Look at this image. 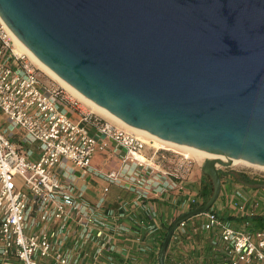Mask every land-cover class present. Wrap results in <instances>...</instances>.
<instances>
[{"label":"water","instance_id":"1","mask_svg":"<svg viewBox=\"0 0 264 264\" xmlns=\"http://www.w3.org/2000/svg\"><path fill=\"white\" fill-rule=\"evenodd\" d=\"M0 15L55 74L125 122L264 165V0H0ZM217 162L207 200L222 190Z\"/></svg>","mask_w":264,"mask_h":264},{"label":"built area","instance_id":"2","mask_svg":"<svg viewBox=\"0 0 264 264\" xmlns=\"http://www.w3.org/2000/svg\"><path fill=\"white\" fill-rule=\"evenodd\" d=\"M68 100L64 87L44 80L28 54L16 51L0 19V264H122L117 254L127 252L124 237L132 230L126 220L150 232L159 227L134 218L133 210L146 208L152 195L186 190L182 179L198 163L183 151L150 146L146 137L98 112L89 110L75 119ZM149 147L151 155L145 152ZM108 149L120 164L94 166L95 154ZM76 167L106 181L97 200L85 195ZM112 183L133 190L134 198L109 204ZM234 194L242 222L236 224L211 207L203 212V228L220 232L225 252L220 264H264V227L251 221L264 215V193L253 201L244 189ZM199 201L196 194L172 198L184 211ZM186 228L187 219L173 235ZM135 240L138 252L150 249L140 233Z\"/></svg>","mask_w":264,"mask_h":264},{"label":"crops","instance_id":"3","mask_svg":"<svg viewBox=\"0 0 264 264\" xmlns=\"http://www.w3.org/2000/svg\"><path fill=\"white\" fill-rule=\"evenodd\" d=\"M68 98L69 109L75 119H80L83 113L89 111L84 108L80 102L75 105V98L69 95ZM93 110L97 111L95 109ZM97 112L112 120L111 117L104 113ZM91 132L97 133L95 128H91ZM145 152L147 155H151L152 149L146 148ZM92 163L94 166L109 169L118 166L120 164V158L117 154H114L111 149H108L97 152L93 157ZM200 166V164L195 163L194 171L191 175L182 179V183L187 186V189L183 192L179 194L171 192L159 196L152 195V197L147 200L148 205L146 208L137 207L133 210L135 213L134 218H145L147 221L155 222L159 227L156 231L150 232L146 227L138 224L136 221H131V219L126 220V222L132 226V230L124 237V242L128 247L127 252H118L117 254L118 260L122 264H160L159 254L161 244L165 238L164 236L174 217L184 212L186 209L174 206L172 198L176 197L179 200V198H183L184 196L196 194V196L202 200V190L208 189L209 185L212 184L210 176L206 174ZM75 172L77 175V182L79 184H86L85 195L93 201L97 200L106 183L104 178L94 172L84 173L80 167H76ZM223 174L222 190L213 207L225 217L228 218L231 216L229 218L233 220L234 223L240 224L242 222V219H240L241 214L236 209L233 202V199L236 198L234 190L237 188L244 189L245 193L252 201L262 193L254 185L238 181L231 174L226 177V172ZM109 195L108 203L116 204L120 199L132 200L135 196V192L117 183H112ZM204 218L205 215L203 213L188 218L186 231L179 235L175 234L172 236L166 251L165 264H172L173 261H177L179 264H220L225 260V252L223 241L220 238V232L219 230L204 229ZM137 233H140L142 236L143 243L150 246L147 252H138V243L135 240Z\"/></svg>","mask_w":264,"mask_h":264},{"label":"bare ground","instance_id":"4","mask_svg":"<svg viewBox=\"0 0 264 264\" xmlns=\"http://www.w3.org/2000/svg\"><path fill=\"white\" fill-rule=\"evenodd\" d=\"M0 19L3 20V18L0 15ZM3 22L6 24V26L8 27V30L10 32V35L12 36L13 40H14V45H15V49L18 52H25L28 54V56H30L31 59H33L36 63L39 64V66H41V68H43L44 70H46L49 74H51L53 77H55L56 79H58L68 90H70L72 93H74L75 95H77L79 98H81L82 100H84L85 102H87L90 106H92L95 110L104 113L105 115L111 117L113 120L116 121V123L118 122V124H121L122 126L131 129L135 132H137L138 134L146 137L147 139H153L156 143L154 145H157V147H164V148H168V149H174V148H179L178 150L181 149V151L183 150V152H185L188 156H192L194 158L197 159V161L199 162V164L203 163V161L207 158H221L225 161H227L230 165L232 163H238V164H245V165H251V166H259L261 168H264V165L261 164H257L248 160H244V159H240V158H231L227 155L224 154H220V153H216V152H211L205 149H202L200 147L191 145V144H187V143H180L177 141H173L170 139H166V138H162L150 131H145L142 130L136 126H133L127 122H125L124 120H122L121 118H119L118 116H116L114 113H112L111 111L105 109L104 107L100 106L99 104H97L96 102H94L93 100H91L90 98L86 97L85 95H83L82 93H80L79 91H77L72 85H70L69 83H67L65 80H63L62 78H60L57 74H55L44 62H42L18 37L17 35L10 29V27L7 25V23L3 20ZM141 157H143V155H140ZM217 164H221L220 162H217Z\"/></svg>","mask_w":264,"mask_h":264},{"label":"rangeland","instance_id":"5","mask_svg":"<svg viewBox=\"0 0 264 264\" xmlns=\"http://www.w3.org/2000/svg\"><path fill=\"white\" fill-rule=\"evenodd\" d=\"M30 58V56H29ZM30 60H32L34 62V64H36V66H38L39 70L42 73V78L46 81H51L54 82L56 85H61L62 87H64V89L66 90V93L72 97L77 99L80 104L86 108L87 110H92L94 111L93 107L88 105L86 102L82 101L81 98L79 99L77 95H75L74 93H72L70 90H68L58 79H56L55 77H53L51 74H49L46 70H44L43 68H41V66H39L38 63H36L33 59L30 58ZM97 112V111H94ZM113 120V119H112ZM115 121V120H113ZM116 122V121H115ZM118 123V122H117ZM121 125V124H120ZM149 140V145L152 146L151 144H155L156 142L153 139H148ZM157 147V145H154ZM149 149H151V147H149ZM174 149H179V148H174ZM181 151V149H180ZM183 151V150H182ZM192 157V156H190ZM194 158V157H192ZM196 159V158H195ZM197 160V159H196ZM198 162V161H197ZM199 164V162H198ZM201 168H202V163L200 164ZM219 166V168L222 169L223 173L226 172V177L229 176L231 171H241L244 172L246 174H249L252 178H255L256 180H260L259 182L255 183L254 186L256 188H258V190L261 191V193H264V168H261L259 166H251V165H245V164H238V163H232L231 165H223L221 164H217ZM195 169L197 170V167L195 166ZM203 170V168H202ZM216 204V202L214 203V205Z\"/></svg>","mask_w":264,"mask_h":264},{"label":"trees","instance_id":"6","mask_svg":"<svg viewBox=\"0 0 264 264\" xmlns=\"http://www.w3.org/2000/svg\"><path fill=\"white\" fill-rule=\"evenodd\" d=\"M219 171H220V175H221V178L224 176L223 174V171L221 168H219ZM230 174L232 176H234L235 179H237L238 181H241V182H244V183H247L249 185H254L255 183L259 182L260 180H256L255 178H252L249 174H246L244 172H241V171H231ZM212 189H213V185H209L208 189H203L202 190V200H200V204L203 203L205 200H207L209 198V196L211 195L212 193ZM195 207V206H194ZM181 214V213H180ZM179 215V214H178ZM177 215V216H178ZM175 216L174 219L177 217ZM231 217V216H229ZM228 217V218H229ZM255 218V220H254ZM173 219V220H174ZM230 219V218H229ZM240 219H244L243 216L240 217ZM251 221L253 222V226L254 227H264V215H254L252 216L251 218ZM173 222V221H172ZM171 222V224H172ZM170 224V225H171ZM167 233V232H166ZM166 235V234H165ZM165 237V236H164Z\"/></svg>","mask_w":264,"mask_h":264}]
</instances>
